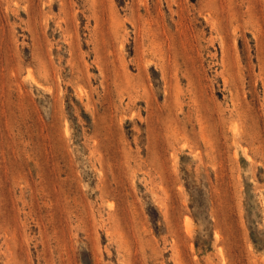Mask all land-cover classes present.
I'll use <instances>...</instances> for the list:
<instances>
[{
    "label": "rangeland",
    "instance_id": "rangeland-1",
    "mask_svg": "<svg viewBox=\"0 0 264 264\" xmlns=\"http://www.w3.org/2000/svg\"><path fill=\"white\" fill-rule=\"evenodd\" d=\"M0 264H264V0H0Z\"/></svg>",
    "mask_w": 264,
    "mask_h": 264
}]
</instances>
